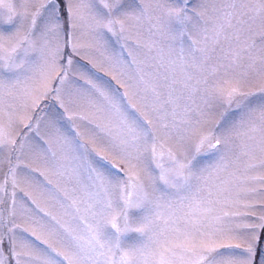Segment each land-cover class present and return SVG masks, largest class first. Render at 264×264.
<instances>
[{"label":"snow or ice","instance_id":"1","mask_svg":"<svg viewBox=\"0 0 264 264\" xmlns=\"http://www.w3.org/2000/svg\"><path fill=\"white\" fill-rule=\"evenodd\" d=\"M0 24V264H264V0Z\"/></svg>","mask_w":264,"mask_h":264},{"label":"rangeland","instance_id":"2","mask_svg":"<svg viewBox=\"0 0 264 264\" xmlns=\"http://www.w3.org/2000/svg\"><path fill=\"white\" fill-rule=\"evenodd\" d=\"M10 26L8 25H3V24H0V28H4L5 30H7Z\"/></svg>","mask_w":264,"mask_h":264}]
</instances>
